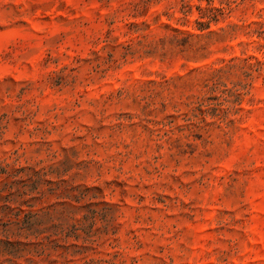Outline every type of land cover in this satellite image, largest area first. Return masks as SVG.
I'll list each match as a JSON object with an SVG mask.
<instances>
[{
    "label": "rangeland",
    "instance_id": "374dc122",
    "mask_svg": "<svg viewBox=\"0 0 264 264\" xmlns=\"http://www.w3.org/2000/svg\"><path fill=\"white\" fill-rule=\"evenodd\" d=\"M0 264H264V0H0Z\"/></svg>",
    "mask_w": 264,
    "mask_h": 264
}]
</instances>
